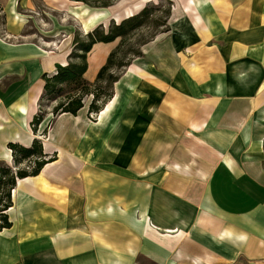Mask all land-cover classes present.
I'll return each mask as SVG.
<instances>
[{"label":"crops","instance_id":"0c3cea01","mask_svg":"<svg viewBox=\"0 0 264 264\" xmlns=\"http://www.w3.org/2000/svg\"><path fill=\"white\" fill-rule=\"evenodd\" d=\"M173 1L97 119L89 99L34 133L42 75L72 49L65 18L87 33L114 3L0 0V79L28 82L0 93V161L34 139L53 158L17 180L0 264H264V0ZM114 45H93L88 81Z\"/></svg>","mask_w":264,"mask_h":264},{"label":"trees","instance_id":"16d2710c","mask_svg":"<svg viewBox=\"0 0 264 264\" xmlns=\"http://www.w3.org/2000/svg\"><path fill=\"white\" fill-rule=\"evenodd\" d=\"M75 1L92 7H107L113 4V0ZM168 10L170 15L171 9ZM156 11L155 7L150 8V5L146 4L139 12L123 18L119 23L115 24L111 21L106 29L103 25H98L84 34L76 31L72 40V49L67 56V63L65 65L56 64L53 73L42 75L44 85L38 99V112L30 122L32 131L36 132L38 124L47 113L42 106L44 101L49 103L50 112L53 117H56L62 113L75 115L84 106L86 98H90L88 116L94 119V116H97L111 99L113 84L118 80L120 74L133 58L141 54V48L139 50L138 47L134 49L132 46L129 49L124 48L126 35L143 27ZM166 31H168V27L162 32ZM119 37L121 42L109 53L106 62L99 68L95 80L89 82L84 74L88 68V53L93 45L99 42H112ZM149 41L150 39L143 44ZM8 149L11 151L12 164L0 161V230L11 226L6 211L12 206L11 193L17 180L37 175L46 163L53 160L52 157L44 154L42 144L38 139H34L29 147L18 143H8ZM24 161H27L28 164L21 167Z\"/></svg>","mask_w":264,"mask_h":264},{"label":"rangeland","instance_id":"374dc122","mask_svg":"<svg viewBox=\"0 0 264 264\" xmlns=\"http://www.w3.org/2000/svg\"><path fill=\"white\" fill-rule=\"evenodd\" d=\"M113 3H114V5L110 10V12L112 11L111 14L101 24V25H103V27L105 29L108 27V25L111 21H113L115 24L119 23V21L122 20L123 18H125V16H127V15L131 16V15L137 13L146 4L150 5V8L155 7V9L157 10L156 13L153 14V16H151L152 18L147 23H145V25L143 27H141L135 31L133 30L132 32H130L126 35L124 48L129 49L132 46V47H134V49H137L136 47H138V50H139L143 46V43L146 40L150 39V41H152L157 36H159V34L165 33L162 31L168 27L167 26L168 25L167 20H168V15H169L168 9L172 8L174 1L173 0H113ZM110 16L113 19H110ZM65 19H66L65 23H68V21H69V23L72 26L76 27V31H78L81 34H84L83 32L78 30L77 23L74 22V20H73L74 18H65ZM168 29H169V27H168ZM30 31H33V30H30ZM36 36H38V37H36ZM36 36H34V37L37 40H39L40 39L39 35H36ZM120 42H121V38L119 37L114 41V43H115L114 47L117 44H119ZM49 43L51 44L50 41H49ZM93 81H89V82H93ZM26 84H28V82L25 79H18V78H14V77L1 78L0 79V93L3 92L5 89H7L9 86L16 87V86H24ZM13 95L14 94L10 91H7V92L1 94V96L3 98H10ZM89 99L90 98H86L85 101L89 102ZM42 106H43V109L46 111H48L47 109L50 108L49 103L45 102V101L42 103ZM95 119H97L96 116H94V119H92V120H95ZM26 164H28L27 161H24V163L21 165V167H24ZM9 165H11V164H9Z\"/></svg>","mask_w":264,"mask_h":264},{"label":"bare ground","instance_id":"6f19581e","mask_svg":"<svg viewBox=\"0 0 264 264\" xmlns=\"http://www.w3.org/2000/svg\"><path fill=\"white\" fill-rule=\"evenodd\" d=\"M138 7V6H137ZM104 12V11H103ZM105 13V12H104ZM97 16H99V14H97ZM101 17V16H100ZM96 19H99V17H97ZM93 21V20H92ZM95 21V20H94ZM238 76V75H237ZM39 87L37 85H33L32 89H31V95H30V101L33 102L36 98V95L38 93ZM119 96V94H118ZM21 99V98H20ZM25 100V97L23 98ZM111 108V107H110ZM18 110V109H17ZM23 110V109H22ZM34 110V107L31 109L30 108V113ZM112 111V110H110ZM107 113V112H106ZM98 122V121H97ZM23 125V123H22ZM176 126V125H175ZM12 208V207H11Z\"/></svg>","mask_w":264,"mask_h":264},{"label":"built area","instance_id":"2783aa9c","mask_svg":"<svg viewBox=\"0 0 264 264\" xmlns=\"http://www.w3.org/2000/svg\"><path fill=\"white\" fill-rule=\"evenodd\" d=\"M97 117V116H96ZM91 119V118H90Z\"/></svg>","mask_w":264,"mask_h":264}]
</instances>
